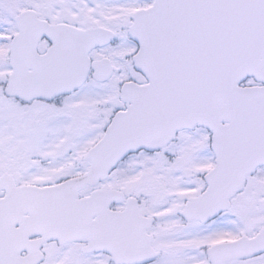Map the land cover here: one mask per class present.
Here are the masks:
<instances>
[{"label": "snow or ice", "instance_id": "1", "mask_svg": "<svg viewBox=\"0 0 264 264\" xmlns=\"http://www.w3.org/2000/svg\"><path fill=\"white\" fill-rule=\"evenodd\" d=\"M0 264H264V0H0Z\"/></svg>", "mask_w": 264, "mask_h": 264}]
</instances>
